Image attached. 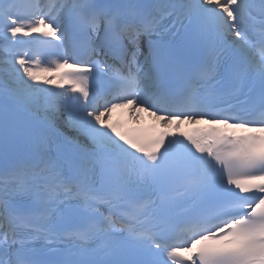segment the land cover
<instances>
[{"label":"snow or ice","instance_id":"obj_1","mask_svg":"<svg viewBox=\"0 0 264 264\" xmlns=\"http://www.w3.org/2000/svg\"><path fill=\"white\" fill-rule=\"evenodd\" d=\"M0 264H264V0H0Z\"/></svg>","mask_w":264,"mask_h":264},{"label":"bare ground","instance_id":"obj_2","mask_svg":"<svg viewBox=\"0 0 264 264\" xmlns=\"http://www.w3.org/2000/svg\"><path fill=\"white\" fill-rule=\"evenodd\" d=\"M113 118H115V116H113ZM142 119H144V118L142 117ZM142 119H141V120H142Z\"/></svg>","mask_w":264,"mask_h":264}]
</instances>
